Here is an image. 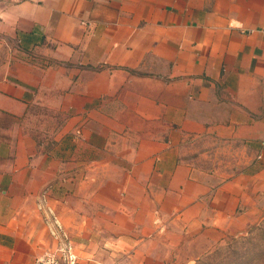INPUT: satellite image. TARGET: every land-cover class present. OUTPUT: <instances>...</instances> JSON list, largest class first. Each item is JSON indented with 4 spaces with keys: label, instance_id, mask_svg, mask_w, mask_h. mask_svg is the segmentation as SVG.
<instances>
[{
    "label": "crops",
    "instance_id": "obj_1",
    "mask_svg": "<svg viewBox=\"0 0 264 264\" xmlns=\"http://www.w3.org/2000/svg\"><path fill=\"white\" fill-rule=\"evenodd\" d=\"M264 217V0L0 1V264H191Z\"/></svg>",
    "mask_w": 264,
    "mask_h": 264
},
{
    "label": "rangeland",
    "instance_id": "obj_2",
    "mask_svg": "<svg viewBox=\"0 0 264 264\" xmlns=\"http://www.w3.org/2000/svg\"><path fill=\"white\" fill-rule=\"evenodd\" d=\"M205 252L191 264H264V217L254 223L246 234Z\"/></svg>",
    "mask_w": 264,
    "mask_h": 264
},
{
    "label": "built area",
    "instance_id": "obj_3",
    "mask_svg": "<svg viewBox=\"0 0 264 264\" xmlns=\"http://www.w3.org/2000/svg\"><path fill=\"white\" fill-rule=\"evenodd\" d=\"M76 260L77 257L71 245L63 242L54 250H45L39 254L35 258V264H76Z\"/></svg>",
    "mask_w": 264,
    "mask_h": 264
}]
</instances>
